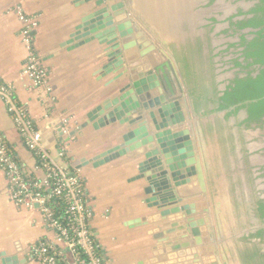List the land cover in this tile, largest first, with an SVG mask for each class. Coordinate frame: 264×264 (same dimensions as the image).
Returning a JSON list of instances; mask_svg holds the SVG:
<instances>
[{"label":"crops","instance_id":"crops-1","mask_svg":"<svg viewBox=\"0 0 264 264\" xmlns=\"http://www.w3.org/2000/svg\"><path fill=\"white\" fill-rule=\"evenodd\" d=\"M97 1L0 0V80L13 87L14 99L40 129L50 156L59 160L58 149L63 147L71 160L67 164L83 179L86 205L91 213L89 226L106 264H151L154 254H157L158 264H240L238 248L242 246L237 244L243 242V234L234 225V215L236 204L242 203L241 194L247 206L250 197H247L246 188H242L241 193L237 185L245 186L247 181L253 183L250 168L264 165V126L257 129L237 127V122L245 118L244 112H239L237 119L228 120L224 113L203 115V109L196 112L183 75V60L190 69L189 51L196 44H201L203 58L209 55L213 58L217 48L233 39L225 33L229 19L247 12L252 4L237 0H114L97 7ZM116 2L123 4L126 20L131 22L132 31L135 29L136 44L155 49L147 56L149 63L153 66L168 64L165 72L177 91L181 112L186 118L183 125L169 130L172 133L188 130L194 154L190 165L195 168L196 181L177 188L172 187L170 181L174 196L181 202L160 210L146 202L150 198L143 191L146 182L135 180L138 164L144 161L140 153L158 147L155 140L158 133L146 117L132 128L144 125L152 139L150 144L137 150L125 147L123 155L97 167L92 162L96 156L120 145L118 137L129 127L114 123L96 130L93 123H87V114L116 96L117 90L128 82V63L140 59L139 52L136 47L121 51L122 68L108 73L102 70L108 47L95 39L98 30L68 43L75 28L82 25L83 18L102 9H107L106 15L113 21L105 23V29L110 25L114 27L115 13L110 8ZM25 27L31 29L32 48L47 72L45 88L35 87L23 74L28 59L21 35ZM91 38L94 40L85 43ZM81 42L83 44L79 45ZM215 73L220 90L221 81L230 79L232 74ZM219 132L235 149L238 167L242 169L247 165L248 177L231 172L229 183L220 155ZM0 135L27 171L36 178H43L44 172L37 168L34 156L24 147L1 100ZM230 158L234 170V157ZM83 159L89 163L80 167ZM257 183L258 180L254 182ZM183 205H192L195 213L190 217L193 219L206 220L199 238L209 243L191 248L189 255L182 259L176 253L172 261V258L166 259L165 246L154 240L153 235L159 231L160 224L168 225L167 228L175 223L184 225V212L169 214L163 222L159 217L162 211L170 212ZM238 212L241 216V206ZM139 219H144L145 223L129 226ZM251 221L250 226H254L256 220ZM51 238L38 210L17 206L8 199L7 182L0 169V264H39L29 257L30 247L39 240ZM167 238L182 244L193 241L185 232L173 233ZM255 243L258 242L253 239L248 246ZM258 246L264 249L263 245Z\"/></svg>","mask_w":264,"mask_h":264},{"label":"water","instance_id":"water-1","mask_svg":"<svg viewBox=\"0 0 264 264\" xmlns=\"http://www.w3.org/2000/svg\"><path fill=\"white\" fill-rule=\"evenodd\" d=\"M80 1L88 3L91 0ZM106 1L112 2L114 0H98L95 5L100 7ZM116 3L110 8V11L115 13L113 19L116 25L114 27L110 25L108 29H105V23L112 21V19L106 15L107 9H102L93 15L84 17L82 25L75 28V33L69 37L68 43L79 41L88 35L87 32L98 30L95 39L100 45L108 47L104 55L107 61L102 68L108 73L122 68L121 51L136 47L139 52L140 59L128 63L126 70L128 82L117 90L116 96L105 100L99 107L87 114V123H93V128L96 130L114 123H118L120 126L126 124L129 127L125 128V132L119 135L120 145L96 156L92 162L94 167H97L123 155L125 147H129V150H137L147 143L150 144L152 139L144 125L132 128L135 123L143 119V116L146 117L158 133L155 136L158 147L148 148V151L140 153L144 155V161L138 164V175L135 180L143 179L146 182L143 191L145 195L150 197L146 202L150 207H156L160 210L181 202L174 196L172 187L177 188L196 181L194 178L195 168L190 165L193 163L194 154L188 130H180L175 133L169 130L171 127L183 125L186 118L181 112L177 91L173 89L165 72L168 64L153 66L149 63L147 56L155 49L152 46L143 48L136 44L133 36L135 29L133 28L132 31L131 22L126 20L123 4ZM123 21L125 22L123 23ZM92 40L94 38L86 40L85 43ZM81 44L83 43L81 42L79 45ZM120 77L122 76L120 75ZM88 163L85 162V159L80 160V167ZM170 181L173 183L172 187ZM178 212H184L182 218L183 221L185 220L184 225L177 226L175 223L167 228L168 225L160 224L157 226L159 231L153 235L154 240L165 246L163 250L167 254L166 259L172 258V261L175 260L176 253L182 259L185 255H189L188 251L191 248L196 249L209 243L206 239L203 242L200 241V229L204 228L206 220L190 217L195 213L192 205L176 207L170 212L162 211L159 215L160 221L163 222L169 214ZM141 223H145V220H136L129 226ZM180 232H185L187 237H191L192 243L182 244L178 240L171 241L167 238L173 233ZM156 255L154 254L155 257L150 260L151 264H158Z\"/></svg>","mask_w":264,"mask_h":264},{"label":"built area","instance_id":"built-area-1","mask_svg":"<svg viewBox=\"0 0 264 264\" xmlns=\"http://www.w3.org/2000/svg\"><path fill=\"white\" fill-rule=\"evenodd\" d=\"M30 32L29 27H25L21 32L28 50V59L23 74L32 80L35 87L45 88L47 87V72L32 48ZM248 32L250 30L244 31V33ZM231 41L238 42V39L234 38ZM226 47L223 45L217 48L213 54L215 71L220 76L232 74L231 65L226 62L232 58L235 51H241V49H229L225 53ZM226 85L223 83L220 88L223 90ZM13 93V87L0 80V100L10 114L24 147L34 156L37 168L44 172V176L35 178L32 182L26 181L27 176L22 171V166L11 158L5 147L6 141L0 135V169L7 182L8 199L17 206L38 210L48 234L52 235L51 239H44L46 242H42V239L31 246L29 257L39 264H106L95 255V247L91 242L93 234L89 231L91 213L85 199L81 197L77 189V179L69 172L71 166L63 162L64 148L58 149L59 160L50 156L45 149L40 129L28 119L26 109L16 102ZM53 199L62 200L67 205L66 227L61 226L60 222L53 217L49 206ZM57 247L58 250H56ZM75 247L81 249L85 256L84 260L75 254ZM49 250L53 251L56 257L48 256ZM63 250H66V253Z\"/></svg>","mask_w":264,"mask_h":264},{"label":"trees","instance_id":"trees-1","mask_svg":"<svg viewBox=\"0 0 264 264\" xmlns=\"http://www.w3.org/2000/svg\"><path fill=\"white\" fill-rule=\"evenodd\" d=\"M244 1L254 3L247 12H240L229 19V26L225 31V33L227 32L226 36L228 35L233 39L236 36L238 42L230 41L226 45L227 47L224 52L227 53L229 49H241L240 52L235 51L232 54V58L226 62V64L231 65L230 69L233 72L230 79L221 81V84L227 83L225 88L222 91L219 90L220 83L215 82V75L217 74L214 67V55L213 58L210 55L203 58L201 44H196V47L192 51H189L190 69L188 68V63L183 60V75L187 86L189 87V84L192 85L189 88V93L196 112L203 109V115L224 113L225 120L231 117L237 119L239 112H244L245 118L237 122V127L250 129L260 128L264 124V0ZM234 17L238 19L234 20ZM246 30H250V32L244 33ZM193 56L198 58L199 63L202 62L200 68L198 66V71L193 64ZM203 62H205V68L203 67ZM256 67H258L257 70ZM197 75L201 76L198 79L199 84L195 82ZM5 147L11 158L22 166V171L27 176L25 180L32 182L36 177L27 171L7 142L5 143ZM70 161V158L64 155L63 162L67 164ZM69 170L71 175L77 179V189L86 202L83 179L72 167ZM261 176L264 177V170ZM49 206L53 217L60 222L61 226L66 227V203L62 200L53 199ZM253 211L258 220L259 227L253 233L242 237L241 240L244 244L242 248H238V253L243 264H264V250L258 246H264V200H254ZM89 231L93 234L91 242L95 247V255L104 261L103 253L97 244L94 232L91 228ZM250 239H254L258 243L248 246ZM42 242L46 241L43 239ZM56 250H58V247ZM74 251L80 259H85L79 247H75ZM63 252L66 253V250H63ZM47 255L56 257L54 252L50 250L47 252Z\"/></svg>","mask_w":264,"mask_h":264},{"label":"rangeland","instance_id":"rangeland-1","mask_svg":"<svg viewBox=\"0 0 264 264\" xmlns=\"http://www.w3.org/2000/svg\"><path fill=\"white\" fill-rule=\"evenodd\" d=\"M192 61H193L194 66L196 67V70L198 71V66L200 68V65L202 64V62L199 63L198 58L194 57V56L192 57ZM203 67L204 68L206 67L205 62H203ZM203 67H202V69H203ZM199 77H201V76L197 75V80L195 81L197 84L200 83L198 81ZM191 87H192V85L189 84V88H191ZM219 144H220V152H221L220 155L222 157L223 164L225 167V173H226L227 177H229V183H230L231 166H230L228 161H229L230 156H234V165H235L234 168H235V171H237L236 173L237 174L240 173V174L244 175L245 177H248L247 174L249 171H248L247 165H245L244 168H242V169H240L238 167L239 161L236 158L235 151L232 150L231 151L232 154L230 152H228L229 142L222 132H219ZM262 179H264V178L259 177L257 184L250 183V181H247L248 184L247 185L245 184V186H241L240 184L237 185V187L241 191V193L243 192L242 188H246V192H247L246 194H247V197H250V202H251L252 206H253L254 200H256V199L264 200V181ZM232 187H233V184H232ZM240 198H241V201H243L245 199L243 194H241ZM234 217H235V215H234ZM249 217H250L249 212L246 211L245 213L243 212V218L240 219L241 221L237 220L236 217L234 218V225L236 224L235 227L237 229V221H239V223H238V225L240 227L239 229H242V230H238V231L241 232L242 234L246 233V231L251 229V228H247L248 226L247 227L243 226V225H245L244 220H246V219L249 220ZM239 232H237V233H239ZM243 244H244V242H242V243L240 242L239 244H237V246L238 245L243 246ZM239 261H240L239 262L240 264H243L241 261V258L239 259Z\"/></svg>","mask_w":264,"mask_h":264},{"label":"flooded vegetation","instance_id":"flooded-vegetation-1","mask_svg":"<svg viewBox=\"0 0 264 264\" xmlns=\"http://www.w3.org/2000/svg\"><path fill=\"white\" fill-rule=\"evenodd\" d=\"M235 38H237V37H235ZM238 39V38H237ZM225 84H227V83H225ZM222 85V84H221ZM264 126V124L260 127V128H262ZM257 129V128H256ZM233 150V148L230 146V144L228 145V152H230L231 153V151ZM234 151H235V149H234ZM232 154V153H231ZM230 157H234V156H230ZM229 157V164H230V166H231V162L233 161V159H231ZM235 166V165H234ZM263 170H264V165H259L258 167H252V168H250V172H251V174H252V178H253V183L256 181V180H258L259 178L258 177H256V178H254L256 175L257 176H259V177H261V178H264V177H262L261 175H262V173H263ZM230 171L232 172V173H235V172H237V171H235V169L234 170H232V167H231V169H230ZM260 171V172H259ZM244 201H245V199L242 201V203H237L236 204V209H235V217L237 218V220H239V221H241L240 219L241 218H243V212L245 213L246 211H248L249 212V220L248 219H246V223H245V225H243V226H245V227H247V228H251L250 230H248V231H246V233H244L242 236L244 237V236H247V235H245V234H247V233H249V232H251V231H255L258 227H259V224H258V220L256 219V217H255V214H254V211H253V206L251 205V202H250V199H249V201H248V203H249V205L247 206V204L246 203H244ZM254 202V201H253ZM239 206H241V208H242V212H241V216L239 215V212H238V209H239ZM236 220V219H235ZM251 220H256L255 222H254V226H250V223L249 222H252ZM239 221H237V224L239 223ZM240 227L239 226H237V231L238 230H242V229H239ZM252 232V233H253ZM250 241H253V239H250ZM249 245V244H248ZM242 248V247H241ZM264 250V249H263ZM240 259V258H239Z\"/></svg>","mask_w":264,"mask_h":264}]
</instances>
